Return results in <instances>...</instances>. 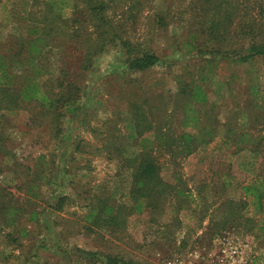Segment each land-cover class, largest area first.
<instances>
[{"label": "rangeland", "instance_id": "374dc122", "mask_svg": "<svg viewBox=\"0 0 264 264\" xmlns=\"http://www.w3.org/2000/svg\"><path fill=\"white\" fill-rule=\"evenodd\" d=\"M131 1L126 0L127 4ZM239 2L254 23L264 25V0ZM116 3H119V7L114 6L116 17L124 18L125 1ZM197 4L198 0H140L138 10L132 11L134 18L126 20L127 36L134 43L156 52L160 63L144 74H132V84L124 83V72L118 73L120 81L112 80L105 84L103 77L109 75L108 65L114 61L113 57L97 61L103 77L93 88L97 101L91 106L92 117L87 123L98 131L92 132L87 127L74 128L67 119L63 125L64 141H58L51 137L47 125L34 126L30 123L27 109L7 117L10 148L16 157L9 161L10 167H2L0 185H6L19 203L25 205L27 197L14 187L17 183L9 169L17 163L16 159L33 168L40 156L46 157L45 168L51 175L52 184H42L39 199L30 206L41 213L40 221L37 224L23 223L30 238L22 240L20 248L4 247L6 244L0 242L3 252L0 264H68L65 254L75 247L123 254L139 264H168L176 259L180 264H264V238L258 239L248 231V228L251 229L250 220L252 225L259 221L264 224V214L255 213L254 208L248 205L235 225H228L217 234L213 225L225 217L219 204L224 200L245 199L241 189L244 186L258 185V182L264 184L263 158L248 151L252 145L249 139L264 136V58L235 65L228 57L190 54L188 35L200 21L196 15ZM110 14L114 15L113 12ZM2 16L0 13V20ZM19 27L18 35L24 30ZM225 49H230L229 45ZM59 56L60 51L52 49L46 50L40 58V63L53 79L58 76ZM178 80L185 83H178ZM191 80L201 85L208 94L209 104L196 105L201 120L214 116L218 132L209 145L177 165L170 164L169 156L162 150L155 151L165 179L188 194L180 200L181 210H176L174 215L170 208L175 200H171L159 216L146 212L131 216L124 235L118 239L108 236L103 230H98L102 237L86 234L82 226L85 224L83 216L88 204L87 193H108L120 201L129 188L128 170L116 159L109 158V153L98 151L104 146L103 137L107 132L112 134L117 131L123 142L131 133L125 102L131 103L134 94L138 90L142 92L141 88L146 86L150 101L163 103L161 110H165L168 132L177 136L181 127L174 116L175 97L179 86ZM211 105H214L212 110ZM152 113L156 116L155 108ZM238 136L250 144H237ZM66 141H80L84 147L81 152H74ZM245 146L248 150L242 149ZM64 193L70 195L73 203L66 205L61 212L46 208L44 201ZM249 201V198L246 199V202ZM246 219L249 221L246 222ZM53 258L56 261L53 262ZM79 264L103 263L83 261Z\"/></svg>", "mask_w": 264, "mask_h": 264}, {"label": "trees", "instance_id": "16d2710c", "mask_svg": "<svg viewBox=\"0 0 264 264\" xmlns=\"http://www.w3.org/2000/svg\"><path fill=\"white\" fill-rule=\"evenodd\" d=\"M117 1L121 2L0 0V13L3 15L0 20V173L2 167H10L9 161L16 157L10 148L11 140L7 132L9 115L27 109L30 123L34 126L47 125L51 137L58 141H64L63 125L67 119L74 128L87 127L96 132L98 130L87 121L92 117L91 106L97 101L93 88L98 86L103 77L96 65L97 61L103 57H113L114 61L108 65L109 75L103 77L105 84L119 80V72L126 73L122 78L124 83L132 84V74H144L160 63L156 52L134 43L127 36L126 20L134 18L132 11L138 10L140 0H132L128 4L123 0L126 3L124 10L127 19L126 16L116 17L114 6L119 7ZM196 7L200 21L188 35L190 54L199 57H228L232 58L235 65L264 58V25L254 23L239 0H198ZM15 24L24 29L19 35L17 30L20 27L13 26ZM202 37L205 39L200 40ZM226 45L230 49L226 50ZM52 49L60 51L58 76L54 79L40 63L46 50ZM179 82L185 83L182 80ZM141 89L142 92L137 89L131 103L124 104L131 131L125 142L120 139L117 131L112 134L107 132L103 137L104 146L98 150L99 153H109V158L116 159L128 170L129 188L120 201L108 193H87L88 204L83 216L85 224L82 226L86 234L99 236L98 230H103L108 236L118 239L124 235L129 217L145 212L159 216L171 200H175L170 208L173 214L179 212L180 200L188 194L183 188L165 179L155 151L162 150L169 156L170 164L177 165L179 161L209 145L217 135L218 122L215 117L210 115L203 121L196 110V105L209 104V98L206 90L194 80L181 84L175 97L174 116L181 127L177 136L168 132L165 110H161L163 103L150 101L148 88L145 86ZM153 107L158 117L156 122ZM237 140V144H250L242 136H238ZM66 142L74 152H81L84 147L80 141ZM249 142L252 143L249 150L248 146L242 149L261 156L264 161V136L249 139ZM45 158L40 156L33 168L24 165L23 160L16 159L17 163H13L9 169L14 173V182L17 183L14 187L23 191L27 197L25 205L19 203L6 185H0V242L6 244L4 247L20 248L22 240L30 238L23 223L37 224L40 221L41 213L32 210L30 206L39 199L41 185L52 184L51 175L45 168ZM44 172L47 174L44 175ZM49 172L52 174L51 169ZM241 189L245 199L224 200L219 204L225 217L221 222L213 224L216 234L228 225H235L243 217L242 211L248 205L254 208L255 213L264 214L263 182H258V185L249 184ZM248 198L250 201L246 202ZM44 203L47 209L61 212L73 202L70 195L64 193ZM250 223L251 229L248 228V231L258 239L264 238L263 222H253L252 225L250 220ZM60 236L63 239L61 233ZM1 255L3 252L0 248ZM65 255L68 264L83 261L139 264L123 254L86 251L76 247Z\"/></svg>", "mask_w": 264, "mask_h": 264}, {"label": "built area", "instance_id": "2783aa9c", "mask_svg": "<svg viewBox=\"0 0 264 264\" xmlns=\"http://www.w3.org/2000/svg\"><path fill=\"white\" fill-rule=\"evenodd\" d=\"M168 264H180V262L178 259H176V260H172V261L168 262Z\"/></svg>", "mask_w": 264, "mask_h": 264}, {"label": "crops", "instance_id": "0c3cea01", "mask_svg": "<svg viewBox=\"0 0 264 264\" xmlns=\"http://www.w3.org/2000/svg\"><path fill=\"white\" fill-rule=\"evenodd\" d=\"M13 247H15V246H13ZM10 248V247H9ZM12 248V247H11ZM18 248V247H17Z\"/></svg>", "mask_w": 264, "mask_h": 264}]
</instances>
